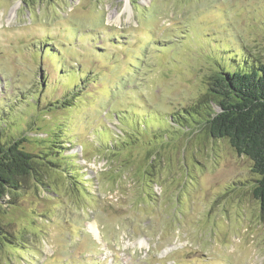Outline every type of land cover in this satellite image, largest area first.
Listing matches in <instances>:
<instances>
[{
  "label": "rangeland",
  "instance_id": "rangeland-1",
  "mask_svg": "<svg viewBox=\"0 0 264 264\" xmlns=\"http://www.w3.org/2000/svg\"><path fill=\"white\" fill-rule=\"evenodd\" d=\"M259 61L264 0H0V137L46 190L0 211V264H264L251 162L194 123Z\"/></svg>",
  "mask_w": 264,
  "mask_h": 264
},
{
  "label": "trees",
  "instance_id": "trees-1",
  "mask_svg": "<svg viewBox=\"0 0 264 264\" xmlns=\"http://www.w3.org/2000/svg\"><path fill=\"white\" fill-rule=\"evenodd\" d=\"M243 63L247 65L220 68L208 76L206 93L199 102L202 119L194 123L212 138L227 140L238 155L251 162L255 175L251 194L264 222V61ZM20 142L0 137V211L32 180L46 192L37 170L38 157ZM10 238L0 222V247Z\"/></svg>",
  "mask_w": 264,
  "mask_h": 264
}]
</instances>
